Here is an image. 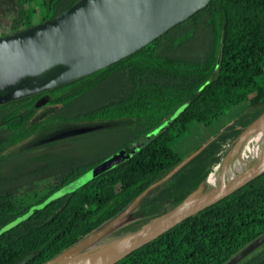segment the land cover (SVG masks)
<instances>
[{
	"label": "trees",
	"instance_id": "obj_1",
	"mask_svg": "<svg viewBox=\"0 0 264 264\" xmlns=\"http://www.w3.org/2000/svg\"><path fill=\"white\" fill-rule=\"evenodd\" d=\"M81 1L41 0L43 13L33 22L31 0H0V18L9 29L1 35L49 20ZM191 40L200 41L199 53L191 54ZM66 67L54 64L0 84V167L16 145L41 136L40 145L46 146L56 141L48 140L52 133L74 126L122 133L124 139L111 154L136 142L177 107L182 109L127 160L73 192L32 209L7 229L28 208L45 201L103 157L75 162L39 197L16 188L0 189V264H47L79 243L72 254L76 253L155 182L123 216L132 221L124 228L131 233L182 204L189 194H201L207 177L232 145L264 115V0H209L186 20L105 68L1 100L13 89L36 87ZM111 82L114 85L99 105L75 115L62 114L71 103ZM41 99L45 102L35 107ZM239 105L243 106L240 114L247 116L242 124L233 121L210 135L165 178L185 159L177 145L187 136L190 124L210 127ZM41 109L43 114L37 116ZM118 231L112 234L126 235ZM263 233L264 172L114 264H224ZM237 264H264V244Z\"/></svg>",
	"mask_w": 264,
	"mask_h": 264
},
{
	"label": "water",
	"instance_id": "obj_2",
	"mask_svg": "<svg viewBox=\"0 0 264 264\" xmlns=\"http://www.w3.org/2000/svg\"><path fill=\"white\" fill-rule=\"evenodd\" d=\"M208 1L82 0L77 6L56 17L12 35L2 36L0 37V84L17 76L37 74L54 64H66L67 67L36 87L13 89L1 100L55 87L105 68L186 20L203 8ZM44 102V99L39 100L35 103V107ZM240 142L239 138L219 164V181L216 186L213 185L206 191L204 187L197 196L189 194L179 206L77 264H114L262 174L264 157L260 152L241 172L223 181L226 164ZM189 157L173 168L165 178L171 176ZM156 184L158 182L140 192L131 205L109 222L101 232L108 230L118 219H122L127 211ZM262 244H264V233L224 264L239 263ZM78 245L79 243L61 252L47 264L64 261Z\"/></svg>",
	"mask_w": 264,
	"mask_h": 264
},
{
	"label": "rangeland",
	"instance_id": "obj_3",
	"mask_svg": "<svg viewBox=\"0 0 264 264\" xmlns=\"http://www.w3.org/2000/svg\"><path fill=\"white\" fill-rule=\"evenodd\" d=\"M40 2L41 0H31L30 7L34 12L32 18L33 22H36L43 13ZM8 31L9 29L4 23L3 18H0V36ZM189 36L191 37L190 39H193V34L190 33ZM190 48L192 50L191 54L199 53L202 49L200 41L196 44L195 40H191L189 49ZM113 85L114 82H111L105 87L92 90L81 99L71 103L67 109L62 110V114L75 115L99 105ZM242 108L243 106L239 105L230 109L217 122L207 128H203L196 124H190L187 136L177 145V152L180 157L185 158L189 155L191 150L203 142V140L210 137L213 133L222 131L223 127L228 126L233 121L238 120L240 124H242L247 118L246 115L240 114ZM181 109L182 106L177 107L166 120L140 137L136 142L111 154L109 153L113 147L123 140L125 136L122 133L104 131L101 127H68L67 129L52 133L48 140L56 141L46 146L40 145L42 143L41 136L30 138L22 144L16 145L10 150V157L4 161V164L0 167V189L7 190L16 188L23 190L25 193H35L36 197L41 196L43 190H45L50 183L58 180L61 173L66 171L68 167L73 166L72 164L75 162H89L99 157H103V159L80 176L54 190L45 201L28 208L24 214L7 224L5 228H10L14 224L24 220L30 215L32 209L41 208L48 201L73 192L91 179L127 160L158 135ZM43 112L44 109H41L37 116H40ZM255 129L256 128H252L251 130V128H249L242 133L240 145L232 153L226 164L222 176L223 181L241 172L251 162L253 157L250 155V150L254 146L260 147V141H254ZM218 168L219 166L216 167L206 179L204 191L218 184ZM33 173L35 174L32 175ZM130 224H132V221L127 216L118 219L108 230L94 236L84 247L82 246L76 253L68 256L64 261L58 264H69L74 261L88 258L99 250L107 248L120 239V237L114 236L112 231L115 229L121 230L118 231L119 234H122V236L126 234L125 236H127L131 233V231H129L130 228H124L129 227L128 225Z\"/></svg>",
	"mask_w": 264,
	"mask_h": 264
},
{
	"label": "bare ground",
	"instance_id": "obj_4",
	"mask_svg": "<svg viewBox=\"0 0 264 264\" xmlns=\"http://www.w3.org/2000/svg\"><path fill=\"white\" fill-rule=\"evenodd\" d=\"M251 130L252 128H256L255 130V138H254V141L255 142H259L260 141V147L258 148L257 146H254L251 150H250V155L254 158L256 157L257 155H259V153L261 152L262 153V157H264V116L258 121V123L254 126H251L250 127ZM249 130V131H251ZM249 134V133H248ZM246 135V134H245ZM246 138V137H245ZM249 139V138H248ZM245 143V142H244ZM213 153V152H212ZM214 154V153H213ZM217 154V153H216ZM212 156V155H211ZM207 177V176H206ZM208 178V177H207ZM83 259L81 260H78V261H74V262H71L69 264H77L79 263L80 261H82Z\"/></svg>",
	"mask_w": 264,
	"mask_h": 264
}]
</instances>
